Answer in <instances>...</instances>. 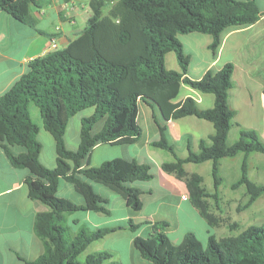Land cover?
I'll return each instance as SVG.
<instances>
[{
  "label": "trees",
  "instance_id": "1",
  "mask_svg": "<svg viewBox=\"0 0 264 264\" xmlns=\"http://www.w3.org/2000/svg\"><path fill=\"white\" fill-rule=\"evenodd\" d=\"M35 0H0V8L19 21L34 24L30 6ZM91 9L85 26L61 49L28 61V71L0 95V147L15 167L25 168L28 195L44 209L36 212L34 231L44 250L25 264H121L108 250L81 253L95 240L118 227L132 231L139 227L132 218L124 225L90 227L82 223L70 235L67 215L77 210L109 213L108 198L95 191L99 183L117 195L131 211L141 209L142 189L133 185L156 176L151 160L115 157L100 165H91L95 145H128L138 140L140 103L152 109L159 137L150 142L170 151L174 160L160 168L185 181L188 193L207 224L226 225L230 233L219 237L210 233L204 248L193 231H187L180 243L165 232L167 223L158 221L148 235L133 239L138 255L153 264H264V223L241 228L237 221L219 214L218 191L222 181L219 160L243 154L240 174L230 187H245L246 200L237 210L251 206L264 192V182L248 175L247 156L264 153V141L255 131L241 129L239 137L228 144L227 134L233 111L227 103L231 86L232 63L216 74L207 71L200 78L187 75L189 56L183 51L180 33L201 32L212 38L209 49L215 55L222 33L230 27H244L257 21L262 13L255 0H89ZM106 10V12H104ZM174 51L180 72L166 68L165 55ZM184 82L200 91L214 94L207 109L197 106L192 97L173 102ZM40 111L42 128L55 141L56 165L48 167L39 158L42 143L39 127L33 121L29 104ZM92 107L81 120L80 142L74 149L66 146L64 134L68 120L77 112ZM195 115L213 123L215 131L198 140V149L187 142L188 154L179 156L167 138L166 122L171 118ZM99 124L97 129L94 125ZM188 140L190 136H187ZM212 162L213 191L203 184V176L187 172L188 162ZM70 182L83 197L75 203L58 196L59 180Z\"/></svg>",
  "mask_w": 264,
  "mask_h": 264
},
{
  "label": "crops",
  "instance_id": "2",
  "mask_svg": "<svg viewBox=\"0 0 264 264\" xmlns=\"http://www.w3.org/2000/svg\"><path fill=\"white\" fill-rule=\"evenodd\" d=\"M255 1L262 13L261 17L248 26L230 27L224 30L215 55L208 47L212 40L209 34L196 31L178 34L183 51L189 56L187 73L189 77L200 78L207 71L216 74L226 63L233 65L231 86L227 96L228 106L233 111L226 139L228 144H232L238 139L241 129L255 131L258 137L264 141V0ZM30 13L34 20L33 25L17 20L0 8V95L28 71L30 59L53 49L51 47L52 41L56 44V48H64L75 37L76 33L85 26L91 9L89 0H35L30 6ZM165 66L180 72V65L174 51L166 53ZM187 96L192 97L201 109L210 108L214 104L215 96L213 93L200 91L184 82L180 83L178 93L172 101L179 103ZM33 105L35 107L34 113L38 118L35 123L40 132L43 129L40 111L32 102L29 104V109ZM140 107L141 103L139 110ZM139 125L142 128V135L132 143L134 146L138 144L135 152L140 158H143L138 161L151 160L154 163L156 176L153 178L156 179L158 190L165 195L158 196L151 187L143 188V192L140 194L142 206L140 210L133 213L134 218H138L134 222L140 224L142 219L146 220L149 230L151 227L153 229L155 222L165 221L167 223L166 234L172 242L180 243L185 232L193 230L190 227L176 230L173 226L179 225V218L173 216V219L169 220L160 211V206L171 204L175 200V208L179 210L185 203L194 220L199 221L202 225L207 222L194 205L185 181L160 168L161 163L174 160V156L170 151L150 144L152 140L159 137L158 127L152 117V109L150 118L146 120L145 125L140 123ZM214 131L212 122L195 115L171 118L166 122V133L169 141L173 145L179 141L183 142L184 148L180 152H177L174 145L176 153L181 157L188 154V141L194 150L198 148L199 139L207 138ZM188 135L190 136L189 140ZM141 137L143 140L139 144L138 141ZM102 144L104 143L94 147ZM250 154L247 156V162ZM123 157L133 158L129 155ZM241 158H243V154ZM256 158L262 160L261 155H256ZM221 159L219 160V169L222 166ZM186 164L187 172L199 173L189 171ZM225 165L228 169H233L235 166L237 168V161L228 160ZM211 167L212 162L210 171ZM26 174L27 170L15 167L0 147V264H25L26 259L33 260L44 250L42 240L34 231L36 212L39 209H44V207L29 197L28 188L24 181ZM220 185L218 200L224 198L226 201L227 199L231 202L235 201L234 191L231 189V192L225 191L222 194ZM208 190L213 191V188ZM204 220L205 222H203ZM126 221L122 220L118 225H124ZM87 224L89 225V223ZM99 226L101 225L96 223L90 227ZM140 230L141 228L137 235H145ZM206 232H210L207 226ZM99 249L98 247L96 250L99 251Z\"/></svg>",
  "mask_w": 264,
  "mask_h": 264
},
{
  "label": "rangeland",
  "instance_id": "3",
  "mask_svg": "<svg viewBox=\"0 0 264 264\" xmlns=\"http://www.w3.org/2000/svg\"><path fill=\"white\" fill-rule=\"evenodd\" d=\"M106 12V10L104 11ZM34 105L29 109L31 117L34 122L38 121L36 113H34ZM93 112L92 107H87L73 116L68 120L66 131L64 135L65 144L68 148L74 149L78 146L80 142V129H81V120L83 117L89 116ZM151 114V109L148 105L141 103V107L138 113V122L141 125H145L146 120H149ZM99 124L94 125V129H97ZM38 139L42 143V149L39 154V158L42 163L46 164L48 167H54L56 165V152L55 144L52 135L41 129L38 133ZM143 138L141 137L138 141L140 144ZM177 152H180L184 148L183 142L179 141L175 144ZM138 144L135 146L131 145H111L104 143L98 147H94V150L90 155V164L94 166L100 165L103 161L109 160L115 157H121L124 155L132 156L137 160H142L135 152ZM198 148H195L194 151H197ZM256 155H261L262 160H258ZM242 154L239 153L233 158L223 157L221 159V168L219 173L222 176V181L220 185V191L222 194L226 192H231L232 190L235 193V201L231 202L227 199L221 198L218 200V206L215 207V210L222 216L228 217L230 221H237L241 228L246 227L250 224H263L264 223V192L255 200V202L248 208L237 210V206L245 202V187L241 185L237 188H231L230 184L233 182L240 173V163ZM228 160H236V166L233 169H228L226 163ZM211 161H204L201 163L190 162L186 164V167L189 171H197L203 176V184L207 189L213 188V177L210 171ZM248 175L249 177L256 181L257 183L264 182V153L253 152L250 154L248 159ZM156 168L153 167V171ZM93 188L95 191L104 195L108 198V207L109 213L86 211V210H77L69 213L66 218L65 225L68 226V233L70 235L77 232L82 223L87 222L90 226L96 225H118L122 220H127L132 218L133 221H136L138 218H134L135 212L131 211L130 208L126 206L125 201L117 195L115 192L109 188L92 182ZM133 185L138 188H148L151 187L155 190L156 194L165 195L162 191L158 190L156 185V179H149L145 181H136ZM232 189V190H231ZM60 197H66L72 200L75 203H82L83 197L77 193L72 184L64 179L59 180L58 190L56 193ZM223 196V195H222ZM175 200L170 204H165L160 206V211L169 219H173V216L178 217L180 220L179 225L173 226L176 228L190 227L195 233L198 240L201 242L202 246L205 248L207 246L208 234L212 233L218 239L221 236L237 233V231L230 232L226 225H221L219 227L209 226L207 223H200L199 221L194 220L191 216L190 209L184 203L179 210H176ZM137 214V213H136ZM205 222V220L203 221ZM206 226L209 227L210 232H206ZM141 228V233L148 235L146 233L152 232V227L148 230V223L146 220L142 219V223L139 224V227L132 231L130 228H116L113 232L106 234L101 239L92 241L87 248L81 253L80 258H83L85 254L99 250H108L112 253V259L121 262V264H153L150 261L143 260L139 257L137 249L134 247L133 239L139 232ZM146 230V232H145ZM174 237V235H172ZM143 262V263H142Z\"/></svg>",
  "mask_w": 264,
  "mask_h": 264
},
{
  "label": "built area",
  "instance_id": "4",
  "mask_svg": "<svg viewBox=\"0 0 264 264\" xmlns=\"http://www.w3.org/2000/svg\"><path fill=\"white\" fill-rule=\"evenodd\" d=\"M51 47L54 49V48H56V44L52 41V43H51Z\"/></svg>",
  "mask_w": 264,
  "mask_h": 264
}]
</instances>
